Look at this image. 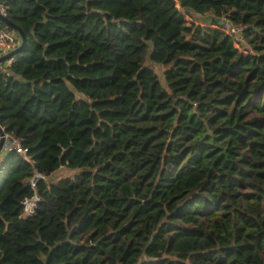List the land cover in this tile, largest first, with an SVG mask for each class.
Returning a JSON list of instances; mask_svg holds the SVG:
<instances>
[{
	"label": "trees",
	"instance_id": "trees-1",
	"mask_svg": "<svg viewBox=\"0 0 264 264\" xmlns=\"http://www.w3.org/2000/svg\"><path fill=\"white\" fill-rule=\"evenodd\" d=\"M0 3V264H264V0Z\"/></svg>",
	"mask_w": 264,
	"mask_h": 264
},
{
	"label": "built area",
	"instance_id": "built-area-1",
	"mask_svg": "<svg viewBox=\"0 0 264 264\" xmlns=\"http://www.w3.org/2000/svg\"><path fill=\"white\" fill-rule=\"evenodd\" d=\"M0 12L6 15L4 5L0 3ZM1 24L7 25L5 22L0 20V55L10 51L11 48L15 47L17 42L19 41V32L10 27L11 29H7ZM213 26L218 27L223 32L227 33L233 40V43L243 51H251V49H245L242 46V42L244 41L243 29L245 27L244 24L235 23L230 20L226 15L222 14L218 19L217 23L212 24ZM8 26V25H7ZM15 54L12 55L9 59H13ZM1 126V125H0ZM2 127V126H1ZM3 144L2 147L5 146L7 149L13 148L15 151L20 152L24 158H28L26 154V148L22 146L21 139L14 133L7 132L3 127ZM1 137V133H0ZM1 147V148H2ZM0 148V149H1ZM44 177L42 173L39 171H35L34 174L29 179V182L32 187L35 186V183L38 178ZM40 197L37 192L32 193L31 195L24 196L22 199V215H28L34 212L35 206L39 201Z\"/></svg>",
	"mask_w": 264,
	"mask_h": 264
},
{
	"label": "water",
	"instance_id": "water-1",
	"mask_svg": "<svg viewBox=\"0 0 264 264\" xmlns=\"http://www.w3.org/2000/svg\"><path fill=\"white\" fill-rule=\"evenodd\" d=\"M0 20H2L3 22H5L8 26L16 29L19 34H20V43L15 46L13 49H11L10 51H7L6 53H3L0 55V62L2 61H5L7 59H9L12 55L16 54L17 52H19L24 44V32L23 30L17 25L15 24L14 22H12L6 15L2 14L0 12ZM0 133H1V137H0V148L2 147V144H3V129L2 127L0 126Z\"/></svg>",
	"mask_w": 264,
	"mask_h": 264
},
{
	"label": "rangeland",
	"instance_id": "rangeland-1",
	"mask_svg": "<svg viewBox=\"0 0 264 264\" xmlns=\"http://www.w3.org/2000/svg\"><path fill=\"white\" fill-rule=\"evenodd\" d=\"M200 19H201L200 17H197L195 20H196V21H199ZM203 23H205V22H203ZM1 26H4V27L7 28V29H11L9 26H7V25H5V24H1ZM156 65H157V64H156ZM156 68H157V70H158L159 72L161 71L159 65H157ZM6 152H7L6 147H2V148L0 149V160L5 156ZM69 172L71 173V171H69L67 167H60L58 170H56V171L51 175V177H53V178H57V177H59L60 175H65V174H67V173H69Z\"/></svg>",
	"mask_w": 264,
	"mask_h": 264
},
{
	"label": "crops",
	"instance_id": "crops-1",
	"mask_svg": "<svg viewBox=\"0 0 264 264\" xmlns=\"http://www.w3.org/2000/svg\"><path fill=\"white\" fill-rule=\"evenodd\" d=\"M3 147H5V146H3ZM7 149V148H6Z\"/></svg>",
	"mask_w": 264,
	"mask_h": 264
}]
</instances>
